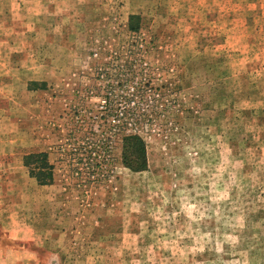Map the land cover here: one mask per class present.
<instances>
[{
  "label": "rangeland",
  "instance_id": "obj_1",
  "mask_svg": "<svg viewBox=\"0 0 264 264\" xmlns=\"http://www.w3.org/2000/svg\"><path fill=\"white\" fill-rule=\"evenodd\" d=\"M0 143L60 264H264V0H0Z\"/></svg>",
  "mask_w": 264,
  "mask_h": 264
},
{
  "label": "crops",
  "instance_id": "obj_2",
  "mask_svg": "<svg viewBox=\"0 0 264 264\" xmlns=\"http://www.w3.org/2000/svg\"><path fill=\"white\" fill-rule=\"evenodd\" d=\"M9 146L12 147L8 149H14L17 140L11 141ZM13 159L9 160L0 153V264H39V249L51 251L49 264H60L63 257L53 249L59 242L58 238L64 236L60 233L65 229L66 211L57 202L55 191L48 189L53 185L40 187L44 191V197L39 198L43 203L35 198L29 200L27 190H17V175L3 170L4 165L7 162L11 165ZM54 205H58L57 208Z\"/></svg>",
  "mask_w": 264,
  "mask_h": 264
},
{
  "label": "trees",
  "instance_id": "obj_3",
  "mask_svg": "<svg viewBox=\"0 0 264 264\" xmlns=\"http://www.w3.org/2000/svg\"><path fill=\"white\" fill-rule=\"evenodd\" d=\"M134 32L139 26L131 25ZM124 164L135 172L144 171L147 168L146 146L143 138L138 134H130L123 142ZM24 163L30 170V176L35 178L39 185H51L54 181L53 168L50 166L46 153H31L24 157Z\"/></svg>",
  "mask_w": 264,
  "mask_h": 264
},
{
  "label": "built area",
  "instance_id": "obj_4",
  "mask_svg": "<svg viewBox=\"0 0 264 264\" xmlns=\"http://www.w3.org/2000/svg\"><path fill=\"white\" fill-rule=\"evenodd\" d=\"M95 56H97V54H95ZM108 99H105V101H107Z\"/></svg>",
  "mask_w": 264,
  "mask_h": 264
}]
</instances>
